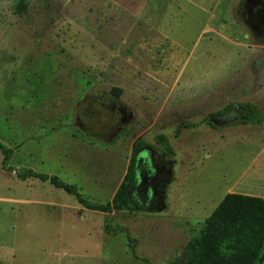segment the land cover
Returning <instances> with one entry per match:
<instances>
[{
	"label": "rangeland",
	"instance_id": "rangeland-1",
	"mask_svg": "<svg viewBox=\"0 0 264 264\" xmlns=\"http://www.w3.org/2000/svg\"><path fill=\"white\" fill-rule=\"evenodd\" d=\"M239 2L0 0V143L13 151L12 172L0 154V264H171L226 194L264 197L239 177L264 170V122L236 111L264 115V41ZM135 145L132 212L16 178L54 175L104 204Z\"/></svg>",
	"mask_w": 264,
	"mask_h": 264
},
{
	"label": "trees",
	"instance_id": "trees-1",
	"mask_svg": "<svg viewBox=\"0 0 264 264\" xmlns=\"http://www.w3.org/2000/svg\"><path fill=\"white\" fill-rule=\"evenodd\" d=\"M252 1L259 3V6L251 7V16L260 21L263 9L260 5L264 6V0ZM246 12L247 0H240L236 9L238 21L247 29L251 37L264 41V35L258 38L251 29ZM111 92L116 97L121 94L117 89ZM236 111L242 125H262L264 122V115L255 105L238 104ZM159 142L167 152L171 153L170 147L162 137L159 138ZM138 145L133 147L129 167L114 197L104 204L87 200L75 185L65 183L54 175L22 169L16 172V178L20 181L31 179L46 182L53 188L72 196L81 207L90 211L104 214L132 212L137 209L132 199L137 178ZM12 153V149L0 143L1 166L7 172L13 171L9 166ZM263 262L264 198L228 193L204 220L197 234L186 243L183 259L171 264H262Z\"/></svg>",
	"mask_w": 264,
	"mask_h": 264
},
{
	"label": "crops",
	"instance_id": "crops-1",
	"mask_svg": "<svg viewBox=\"0 0 264 264\" xmlns=\"http://www.w3.org/2000/svg\"><path fill=\"white\" fill-rule=\"evenodd\" d=\"M259 157H264V153H262ZM243 175V178L246 179V182L248 184H256L257 186H261V188H264V170L263 171H258L256 169H247L239 174V177ZM250 182V183H249ZM247 184V185H248ZM240 194V193H237ZM243 195H248V196H254V197H260L264 198L263 196L259 195H253V194H243Z\"/></svg>",
	"mask_w": 264,
	"mask_h": 264
}]
</instances>
